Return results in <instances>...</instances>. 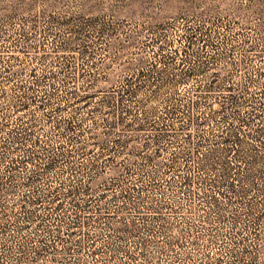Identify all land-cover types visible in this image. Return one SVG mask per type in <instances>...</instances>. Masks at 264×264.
<instances>
[{"label": "rangeland", "instance_id": "374dc122", "mask_svg": "<svg viewBox=\"0 0 264 264\" xmlns=\"http://www.w3.org/2000/svg\"><path fill=\"white\" fill-rule=\"evenodd\" d=\"M0 264H264V0H0Z\"/></svg>", "mask_w": 264, "mask_h": 264}]
</instances>
